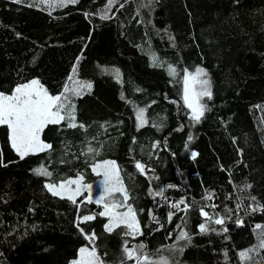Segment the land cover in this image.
<instances>
[{"label": "trees", "instance_id": "obj_1", "mask_svg": "<svg viewBox=\"0 0 264 264\" xmlns=\"http://www.w3.org/2000/svg\"><path fill=\"white\" fill-rule=\"evenodd\" d=\"M60 3L0 0V91L37 78L52 95L66 85L81 92L68 93L76 127L43 129L49 150L21 159L0 125V264H73L85 245L99 247L103 264H136L121 260L130 238L152 261L264 264L256 227L264 226V0H117L110 19H101L108 0ZM198 67L212 97L195 122L183 78ZM104 160L119 166L142 234L126 236L123 225L109 233L102 206L81 203L85 193L73 204L46 188L80 175L94 182L92 167ZM41 167L51 176L34 172ZM181 200L187 212L172 208ZM201 209L212 217L204 233ZM87 215L96 218L82 233L76 222ZM181 231L191 240L178 239ZM93 232L90 242L84 234Z\"/></svg>", "mask_w": 264, "mask_h": 264}, {"label": "snow or ice", "instance_id": "obj_2", "mask_svg": "<svg viewBox=\"0 0 264 264\" xmlns=\"http://www.w3.org/2000/svg\"><path fill=\"white\" fill-rule=\"evenodd\" d=\"M19 3L20 0H15ZM43 3H47V0H41ZM117 0H108L105 8L106 11L101 16V19H110L108 12ZM78 3V0H61L59 6H67V4ZM32 7V4L28 5ZM51 7V5H49ZM123 7V4L120 5ZM89 15L85 13V16ZM154 61L156 60L153 57ZM77 69L73 68V73H76ZM117 73V79H119V70H115ZM185 71V76L183 78L184 83V93L183 101L188 109L191 110V118L195 122H199L204 116L205 111L208 109L206 105L201 103L204 97L211 99L212 92L210 90V81L208 79H201V77H206L207 72L202 68H196L194 73ZM169 74L175 77L177 75L176 69L169 66ZM69 82H72V77H69ZM199 86V90H196L194 86ZM90 89L91 85H87ZM71 92L73 95H81V92L76 88H69L65 86L63 92L58 95H51L48 93L39 82V80H32L29 83L17 86L12 95H6L0 93V125H6L10 129V143L11 147L16 151V153L23 159L28 154H35L41 151H46L51 149L52 145L45 143L41 139V133L43 129L48 124H59L64 120H67L69 127H76L75 123V105L70 103L68 93ZM146 109H138L136 116L138 120V126H145L148 121L145 118ZM63 113V114H62ZM81 127H83L81 125ZM192 138L189 137V140ZM89 153L95 152L92 147L87 150ZM198 154L193 152L192 158ZM0 157H2V151H0ZM0 166L3 165L2 159H0ZM137 169L141 173H145V166L141 163L136 164ZM93 171L98 175L104 177V194L99 196L98 199L93 200L91 196L92 186L83 183V176H77L76 179H66L59 185L47 184L46 188L55 196L60 198H67L73 204L77 203V197L82 196L84 191H87L89 195L85 197L84 201L81 203H96L103 205V211L99 213L102 217H107L108 223L105 225V230L109 233L113 232L117 227L123 225L127 230L125 231L126 236L135 237L141 233L139 227V221L137 220V215L135 209L132 208L130 204L127 203L129 196L126 188L123 185V180L120 176L119 166L114 161H104L103 163H98L93 166ZM39 175L51 176L45 168L41 167L34 169ZM75 186V187H73ZM251 187V185H247ZM116 194H120L121 199L117 201ZM154 196H163V191L153 193ZM212 193H209L206 199L212 198ZM253 199H255L253 197ZM184 204V208L180 209V205ZM172 208L181 210L184 212L188 211L189 205L184 200L177 203H173ZM215 208V205H212ZM120 209H124L120 211ZM256 209H253L255 211ZM264 211V208L260 209ZM201 215L205 217V223L199 225V230L201 233L207 232L208 221L212 220L207 211L203 209L200 210ZM172 213H169V221H171ZM95 215H87L83 217H78L76 222V227L83 233V229L80 228L81 223H86L88 221L94 220ZM155 219V218H154ZM216 224H223L224 218L219 217L214 220ZM237 223H242L238 221ZM179 228L180 226L177 225ZM258 229L264 226L257 225ZM227 231V229H224ZM85 238L90 242H94L96 239L95 233L91 235L84 234ZM178 239L180 240H191V237L187 232L181 231L179 233ZM264 248V233L260 234V245ZM174 247V246H173ZM124 252L127 259H135L136 264H168L167 260L163 261H152L148 258L147 254L142 250L144 245H139L138 248L141 250L140 255H137L138 248H129L127 241L124 243ZM80 260L74 261L73 264H103V261L98 256L95 247L93 246L91 251L88 248H81L80 250ZM255 251V248L249 249V252ZM242 259H250L248 252L240 253Z\"/></svg>", "mask_w": 264, "mask_h": 264}, {"label": "rangeland", "instance_id": "obj_3", "mask_svg": "<svg viewBox=\"0 0 264 264\" xmlns=\"http://www.w3.org/2000/svg\"><path fill=\"white\" fill-rule=\"evenodd\" d=\"M199 68V67H198ZM195 72V69L193 70V71H191L190 73H194ZM201 79H208V76H206V77H201ZM32 80H38L37 78H32V79H30V80H28L27 82H24V83H21V84H19V85H23V84H26V83H29V82H31ZM209 80V79H208ZM41 84V83H40ZM19 85H16L14 88H13V90L10 92V93H4V92H1L0 91V93H4V94H6V95H12L13 94V91H14V89L17 87V86H19ZM42 85V84H41ZM43 86V85H42ZM44 87V86H43ZM195 88H196V90H199V86L197 85V86H194ZM45 88V87H44ZM49 93V92H48ZM50 94V93H49ZM52 95V94H51ZM53 96H55V95H53ZM202 101H203V99L201 100V103H202ZM191 111V110H190ZM9 137H10V129H9ZM41 139L43 140V138H42V135H41ZM44 141V140H43ZM45 143H47L46 141H44ZM48 144V143H47ZM104 161H113V160H104ZM104 161H99V162H97V163H95V164H98V163H103ZM115 162V161H114ZM116 163V162H115ZM94 164V165H95ZM93 165V166H94ZM92 169H93V167H92ZM96 173V172H95ZM97 174V173H96ZM97 179L94 181V182H91V183H86V182H84L83 181V183L84 184H88V185H91L92 186V189H91V196H92V199L93 200H96V199H98L99 198V196H101V195H103L104 194V191H103V188H104V183H103V181H104V177L102 176V175H98L97 174ZM77 178V176L76 177H72V178H68V179H76ZM65 179H62V180H59V181H56V182H47V184H55V185H59L61 182H63ZM73 187H75V186H73ZM84 193L86 194V197L89 195V193L87 192V191H84ZM116 199H117V201H119L120 199H121V197H120V194H116V197H115ZM102 206V208H103V205H101ZM124 209H120V211H123ZM103 211V210H102ZM109 219V218H108ZM107 223H108V221H107ZM92 247L93 246H90V245H85V246H83V247H81V248H88L89 249V251H91V249H92ZM95 247V249H96V252H97V254H98V256L100 257V259L104 262V257L103 256H101L100 255V253H99V247H96V246H94ZM128 247L129 248H133V247H137L138 248V245H135L134 244V240L133 239H131L130 238V240L128 241ZM80 248V249H81ZM80 252H79V254H78V257H77V259H76V261H79L80 260ZM121 260L122 261H125V260H129V259H127V257H126V254H125V252H124V249H122V254H121Z\"/></svg>", "mask_w": 264, "mask_h": 264}, {"label": "crops", "instance_id": "obj_4", "mask_svg": "<svg viewBox=\"0 0 264 264\" xmlns=\"http://www.w3.org/2000/svg\"><path fill=\"white\" fill-rule=\"evenodd\" d=\"M80 252V251H79ZM79 254V253H78Z\"/></svg>", "mask_w": 264, "mask_h": 264}]
</instances>
